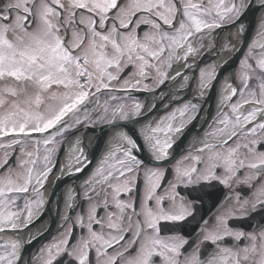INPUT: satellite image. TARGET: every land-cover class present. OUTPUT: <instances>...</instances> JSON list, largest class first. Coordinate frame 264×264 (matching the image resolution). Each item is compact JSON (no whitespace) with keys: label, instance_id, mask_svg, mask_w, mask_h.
<instances>
[{"label":"snow or ice","instance_id":"obj_1","mask_svg":"<svg viewBox=\"0 0 264 264\" xmlns=\"http://www.w3.org/2000/svg\"><path fill=\"white\" fill-rule=\"evenodd\" d=\"M253 6L264 11V0H9L0 6V233L16 237L0 242V264H19L22 245L31 242L19 233L43 214L42 190L65 133L96 123L126 129L143 106L113 103L118 93L155 91L177 77L187 81L181 71L171 75L174 66L191 68L189 58L211 32L240 20ZM239 29L242 35L243 24ZM257 34L264 40V16ZM216 67L201 69L200 95L213 87ZM106 93L101 104L99 97ZM219 107L196 149L199 154L173 166L175 182L166 179L165 166L172 160L168 149L184 118H195V104L144 125L142 143L127 131H115L104 159L84 181L87 222L81 212L72 228L33 258L36 264H264V230L246 234L229 225L238 212L264 215V182L257 183L264 174V42L253 40L233 81H224ZM81 144L77 138L61 175L72 174L74 166L76 173L87 167ZM246 168L254 175L240 182L256 188L254 198L237 196L239 208L218 217L215 231H205L209 222L198 202L219 198L209 182L229 187ZM180 185L187 198L177 191ZM74 199L70 192L69 213ZM105 209L106 223L99 215ZM186 220L196 222L187 235H160L161 221ZM226 237L248 243L218 247L205 258L202 245L219 246Z\"/></svg>","mask_w":264,"mask_h":264},{"label":"flooded vegetation","instance_id":"obj_2","mask_svg":"<svg viewBox=\"0 0 264 264\" xmlns=\"http://www.w3.org/2000/svg\"><path fill=\"white\" fill-rule=\"evenodd\" d=\"M8 2L9 0H0V6H3ZM251 9H253V12L251 13L252 17L250 21L253 22L254 25V36L246 45L238 62L232 68V73L229 71L226 76L220 77L218 80L219 82H217L216 85H214L213 82V87L210 90L204 89L203 95H200L201 69L208 70L210 66L216 65V71L218 73L219 64H221V62H223L226 58L225 57L221 61L222 56H227L229 53H232L240 43L241 35L239 34V26L234 25L232 30H225L223 27L231 24L226 23L220 28L214 29L203 41L204 47L200 48L194 57L189 58L188 63L192 65L191 68L185 69L180 66H174L171 75L174 76L176 71H181L188 77L187 81H184L182 77H177L175 80H169L163 86L157 87L155 91H144L141 89L131 90L128 93H118V100L113 102L124 103L129 108L137 102L143 106L142 115L132 117L131 121L128 122L126 129L115 130L127 131L129 135L133 136V138L137 140L138 143H142V140L140 139V130L144 125L154 121L159 122L161 118L166 117L169 113L177 108L183 107L185 104L192 103L197 106L196 113H192L195 118L190 119L188 116L184 118V127L182 132L174 136L172 147L168 149L169 156L172 160L170 164L165 166L168 169L166 176L167 180L175 182V173L172 171V168L176 161L188 156L189 154H199L196 152V149L200 147V141L204 139L205 134L210 131V126L214 124V120L220 111L218 106V96L220 95L224 81L227 80L230 83L233 81L234 74L239 69L240 62L244 59L249 45L253 42V40L264 42V40H261L257 34L261 17L264 16V11L260 10L256 6L251 7ZM226 48L227 50H225ZM204 55L208 57L206 60H202ZM146 83H148L150 87L153 86L151 81H146ZM108 97L109 94L107 93L100 95V103L103 104ZM223 110L227 111V108ZM176 123L179 124L180 120L178 119ZM102 126L108 125L104 123H96L95 125L81 124L65 133V139L60 145V151L58 155L54 157V163L55 167L57 166V169L60 168V165H63L64 159L68 154V147L71 138H79L82 142L80 147L83 148L85 154L99 149V151H101V155L95 161L87 159V167H85L82 172L76 173L74 171L75 166L71 170L72 174H69V170H67L63 175H61L59 171L60 182L56 187L53 196L51 195V192L56 179L49 176L48 182L42 190L44 206L41 211L43 214L39 217V219L34 217V223L19 233L20 239L31 241L30 243H24L22 245L20 251L22 259L19 264H36V261L33 258L38 257L40 250L53 242V240L60 234L65 233L67 230L72 228L73 222L81 212L84 213L85 222H87L89 202H86L83 199L86 191L83 186L84 181L88 179L93 170L96 169L98 164L104 159V153L109 149V145L113 143L112 138L115 135V131L110 130L109 126L103 130H95ZM59 154H62V156H60L59 161L56 162ZM135 154L139 158L144 159V161L149 163L150 166H156L154 162H150V158L146 153L137 151ZM188 163L193 162L189 161ZM54 170L55 168L53 169L52 174L54 173ZM68 175H72V177L67 178L66 176ZM249 175H254V172L251 169H242L239 172V175L230 182L229 187L219 185L217 181L209 182L216 185L214 190L219 193V198L213 197L206 199L202 205L198 202V206L201 208L200 215L204 217L205 221L209 222V227L206 228L205 231H215L218 217L222 216L230 209L239 208L237 196L241 197V199L254 198L253 193H255L256 188L249 187L247 184L240 182ZM260 182H264V174H262L261 179L257 181V183ZM177 191L182 196L187 198V190L183 185L178 186ZM70 192L75 199L74 201H71L74 204V207L69 213L67 203L69 202L68 197ZM121 199L127 201L129 197L127 195H122ZM99 203L101 205L103 204L102 196ZM99 215L102 218V222L106 223L108 210L105 209L100 211ZM68 216H70L71 219L65 222V218ZM197 219H199V217H197ZM134 220L135 217H133V221ZM229 225L233 231H241L246 234H251L257 230H264V215L248 214L245 216L244 214L238 212L236 213V218L229 221ZM195 226V221L191 224H189L187 220L161 221L159 224V227L161 228L160 235L162 237L171 235H187V233L191 232ZM100 230L101 229L97 226L96 231L99 232ZM80 231L81 229L78 225L73 229L74 235L77 237L79 236ZM199 232L200 229L197 228L196 231L192 233L191 238L195 239ZM6 234L8 235L7 237L3 236L5 234H0V238H2L0 239V242L9 239L8 237L16 238L11 231H7ZM85 234H87L86 229ZM247 243L248 241H243L242 244L240 240H236L234 237H226L219 243V246L209 243L207 245H202V248L205 258H207L209 255H214L215 252L218 251V247H231L236 249ZM94 258L95 254L93 253V259Z\"/></svg>","mask_w":264,"mask_h":264},{"label":"water","instance_id":"obj_3","mask_svg":"<svg viewBox=\"0 0 264 264\" xmlns=\"http://www.w3.org/2000/svg\"><path fill=\"white\" fill-rule=\"evenodd\" d=\"M253 12V9L249 8L245 13L244 15H242V17L240 18L239 21H237L235 24H229V25H226L223 27V29H229V30H232V28L235 26H239L240 24H243L244 26V29H243V34L241 35V38H240V43L238 44V46L236 47V49L232 52V53H229L225 60L223 62H221V64H219V70H218V75H217V78L216 80L214 81V85L217 84V82H219V78L222 77V76H226L228 74V72L232 70V68L234 67V65L238 62V60L240 59L246 45L249 43V41L252 39V37L254 36L255 34V31H254V25H253V22L250 21L251 17H252V13ZM222 29V30H223ZM208 57L206 55H204L203 59L202 60H206ZM232 73V72H231ZM230 73V74H231ZM104 128V127H102ZM99 130V129H98ZM89 157V160L90 161H93L95 160L98 155H99V150H96V151H93V152H89L87 153ZM67 178H70L72 177V175H68L66 176ZM60 182V177L58 176L56 178V181H55V184L53 185L52 187V192H51V195L53 196L54 193H55V190H56V187L58 186Z\"/></svg>","mask_w":264,"mask_h":264},{"label":"bare ground","instance_id":"obj_4","mask_svg":"<svg viewBox=\"0 0 264 264\" xmlns=\"http://www.w3.org/2000/svg\"><path fill=\"white\" fill-rule=\"evenodd\" d=\"M225 57H226V56H222L221 61H222ZM222 86H223V85H222ZM220 95H221V91H220ZM220 95L218 96V106H219V103H220ZM219 109H220V107H219ZM75 141H76V138H71V139H70L69 147H68V148H69V151H68V154H67L66 158L64 159L63 165L68 161V158H69V156H70V154H71V149L73 148V145H74ZM107 151H108V150H106V152L104 153V155H106ZM103 157H104V156H103ZM61 166H62V165H61ZM61 166H60V168H61ZM65 171H67V170H65ZM0 234H5V235H3V236H5V237L8 236V235L6 234V232H5V233H0ZM8 238H10V237H8Z\"/></svg>","mask_w":264,"mask_h":264}]
</instances>
